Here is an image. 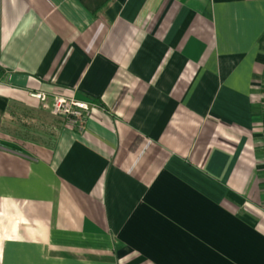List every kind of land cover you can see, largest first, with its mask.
I'll list each match as a JSON object with an SVG mask.
<instances>
[{"label": "crops", "instance_id": "crops-1", "mask_svg": "<svg viewBox=\"0 0 264 264\" xmlns=\"http://www.w3.org/2000/svg\"><path fill=\"white\" fill-rule=\"evenodd\" d=\"M0 264H264V0H0Z\"/></svg>", "mask_w": 264, "mask_h": 264}, {"label": "built area", "instance_id": "built-area-1", "mask_svg": "<svg viewBox=\"0 0 264 264\" xmlns=\"http://www.w3.org/2000/svg\"><path fill=\"white\" fill-rule=\"evenodd\" d=\"M33 95L43 101L47 99V95L44 92H38ZM94 106H96L95 103L79 100L73 95H56L52 105V112L61 116L71 128L82 130Z\"/></svg>", "mask_w": 264, "mask_h": 264}]
</instances>
